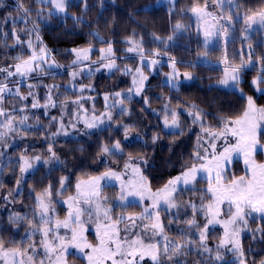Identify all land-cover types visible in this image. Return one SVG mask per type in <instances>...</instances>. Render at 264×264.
Masks as SVG:
<instances>
[{
  "label": "rangeland",
  "instance_id": "obj_1",
  "mask_svg": "<svg viewBox=\"0 0 264 264\" xmlns=\"http://www.w3.org/2000/svg\"><path fill=\"white\" fill-rule=\"evenodd\" d=\"M88 1L92 0H65V10L59 11L51 3V0H43L44 3H50V5L47 7L41 5L43 8H39L41 10V15H43L41 19L47 22L50 15L59 18H65L68 15L78 17V15L70 11V5L83 3V7L86 8L91 5ZM176 1L177 0H159L160 3L168 7H173ZM261 10H264V7ZM206 11L212 15L206 16L203 20L197 18V20L194 21V25L192 24L191 26L189 22H187L193 31V35L199 40V42L197 41L198 44L206 46V49H212V47L219 45L217 40H223L222 42H225L224 49H227L228 39L233 37L235 39L241 36L242 40L237 49V56L240 55L238 57L239 59H236V56H234V59L231 58L230 61L232 63L230 64L227 61V52H224L226 58L224 57L222 64H220V75L210 78L208 80V86L216 87L223 92L236 91L238 94L246 97L247 100L242 112L247 106L249 97L252 98L257 108H264V105L256 102L253 95H250L246 88L247 84H251L257 94H264V82L253 83L254 80L264 79V65L261 59V57H264V50L261 55L259 53L260 47L258 46L260 43L264 45V25L257 22L249 26V23L246 22L247 17L254 13L244 16V13L236 12L232 16L233 19L236 23H239L240 20H242V22L238 24L239 30L237 28V31L232 33L227 29L226 25V23H229V20L227 22L228 17H231L229 11L224 15L222 12H217L218 16L207 9ZM230 11L232 10L230 9ZM79 16L82 17V15ZM195 27L198 28L196 29ZM206 29L210 30L213 35L206 37ZM93 33V41H91V43L70 48V53L64 54L61 58H58L50 48L45 46L42 39H37L32 42L33 48L30 55L24 58V60L28 59L33 52H35L38 57L44 55L43 61L37 60L35 62L34 72L26 76L18 74L7 76L5 72L0 71V82L7 81L3 84H7L8 86V91L4 92V94L17 95L16 101H12V106H16L12 111L22 110L24 112V117H28L27 120H24V117L19 118L24 120L23 124L31 129L36 124H43L42 121L46 120V128L42 127V129L45 132L44 138L46 140V148L48 150L49 147H51L52 152L48 151L47 154L39 153L32 159L28 158L32 166L23 173L24 175L39 167H46L49 169L60 166L62 164V158L57 150V144L60 140L74 138L75 136H80L83 132L88 133L89 131H95L115 124V122H117V112L123 111L124 114H127L126 112H129L132 106V99L135 97L142 98V94L145 90L144 88L147 86L148 82L151 81L152 77L161 74L165 78V82L169 83L171 86L175 85L174 88H178V84H181V81L185 78L181 76V71L176 66L175 70L173 69L172 64L175 60L169 54H167V56L160 53L159 55H154V53L159 51L153 45H140V40L130 38L135 44H139L140 48L135 52H128L127 49L133 47V44L129 43V38L122 42L106 43L105 38H103L98 29H93ZM126 41L128 45H125ZM109 44H111L114 50V55L111 57V59L115 60L117 66L114 69H108L104 66L109 63V60H100V49H107ZM90 46L93 49L90 53V59L73 64V61L76 60V55L73 50L84 49ZM41 48L45 49L44 54L40 52ZM141 50L144 56L143 61L140 56ZM152 60H156L157 63L151 64ZM212 61L218 64L221 63V60L212 59ZM20 62L21 60L9 65L0 66V69H8L15 73V65ZM163 63H167L165 64L167 68L162 65ZM138 67L141 68L143 75L147 77L142 88L139 83L136 85L133 84L134 76H136L138 81L140 79L135 73V69ZM232 68L240 69L237 73L238 80L235 82L230 80L228 85H222L220 81L224 78L225 69L231 72ZM254 68H257L258 71L254 75L249 76L247 72ZM126 69H132V72L125 74ZM59 71H64L61 77L55 78L58 76H52L53 74L59 75ZM73 72L76 73L75 77L72 75ZM113 74L118 77H113ZM47 76L53 78H44ZM122 83H127V85L120 88ZM137 88L141 89L139 94H137ZM30 92L32 93L31 95H29ZM116 93H120V95L117 96ZM49 96L51 97L52 103L48 100ZM105 96L108 97L107 100H105ZM22 97H26V99H22ZM74 101H78V103H74ZM135 101L139 100L136 99ZM227 101L230 102L231 100L228 99ZM17 102H19L18 105H16ZM34 102L37 103V107L32 106ZM53 103L55 106H52ZM141 103L139 107H144L145 109L149 107L145 102ZM40 108H42L43 112L31 116L32 112L40 111ZM68 109V115H66ZM190 112L193 111L183 108V112L178 116V128L171 126V117L167 116L169 125L167 127L165 126V118H163L162 115L158 121L168 132L183 131L195 137L191 149L185 151L188 160L178 173L170 176L163 184L152 186L140 159L132 158L131 160L128 159L125 161L119 168L107 167L100 172L88 176H77L71 185L73 186V190H68L70 184L68 177L64 176L63 185H61L55 193L50 190L51 197L45 199V203L50 202V208L52 209L49 212L53 221L51 227H55L54 221L56 219L62 220L67 216L69 208L65 201L68 200L69 196L76 195L77 183L88 181L92 177L101 176L109 169L121 173L122 180L127 181L133 179L134 176L131 169L126 170L124 168L125 163H130L133 167H139L141 174L146 177V184L151 188L152 192H156L163 188L169 180L179 176L181 172L191 164L195 163L199 166L201 163H206L207 161L197 159V152H199L200 156H205V149H207L208 159H211L213 151L210 147L211 137L205 129L211 131L219 130V127L222 126L221 120L218 119V123L215 124L202 115L199 122H194L193 117L189 115ZM194 112H197V110ZM242 112L238 116H240ZM218 116L220 115L218 114ZM238 116H234L233 118ZM33 117H35V119H33ZM109 117H111V119H109ZM125 119L129 121L128 117ZM86 122L93 123L96 126L89 128ZM125 123L126 125L129 124L127 122ZM147 123L150 127H153L149 120ZM61 124H63V127H61ZM212 126H215V128H211ZM259 133L260 143L264 144V127L260 128ZM227 140L231 143H235V139L230 135L227 137ZM214 142L216 144L215 151L217 153L221 152L225 146V140L217 139ZM164 144H166V146L169 145V143ZM184 146V143L174 145V148L176 147L174 150L175 160H179L180 151ZM53 153L55 154L54 156ZM35 157H40V159L36 160ZM255 159L257 163H264V150H258ZM21 162L23 163L22 160ZM223 167L225 169V181H230L233 176L240 177L247 173L242 155L233 154L231 162L224 164ZM212 175L214 176L215 172H213ZM207 176V173H200L197 181L193 184L178 185L177 191L174 193V203L177 205L176 207H170L161 202L159 207L153 208L152 200L149 199L147 195H145L144 199H141L139 195L127 196L126 192V199L121 201L119 199L121 196V182L114 178H105L100 181V202L103 207L112 208L110 215L113 220L122 215L125 217L129 215L139 216L144 212L145 208L152 214L153 220L155 219L156 213H159L160 222L164 228L163 233H153L151 228L145 231L143 225L151 223L148 219L137 220V226L132 228L131 232L141 234V238L145 243H156L158 245L160 264H240L241 259L245 264H260V262L264 260V219L261 218L260 214L253 213L252 216L248 217L247 226L238 225L240 229L238 236L231 238L239 240L244 253L243 257L233 249L231 243L221 246L220 241L224 238L225 233L222 224L214 223L209 225L207 229L203 227L207 222V218H211L210 216L206 217V210L202 207V205H207L210 202V194L205 191L208 187ZM14 189H22V186H18ZM40 194H38L37 197ZM23 197V195L18 196L15 192L8 193L7 191L1 197L0 203V208L2 206L3 209L9 210L7 213L12 223H14V236L22 237L20 243L14 244L16 241L15 238H6L4 235V228L8 227V224L11 222L7 221L6 217L3 218L5 212L0 217V239H2L5 248L23 247L27 249L29 243L34 242L36 244V252L32 253L30 251L29 254L36 255L37 259H40L44 256V249L41 245L43 236L41 232L34 231L35 227L40 226V209L37 206V197L34 202L28 205L24 204ZM133 204L139 205L140 208H129V206ZM191 205L195 207L193 208ZM80 206L83 208L88 207V205L83 204L82 201ZM19 207H24V211H12ZM228 208L229 205L227 202L220 205L221 215L217 217V219H227ZM232 210L234 211L235 209L233 208ZM17 217L21 219H16ZM102 219L101 216V221ZM192 219H195L199 227L187 223V221ZM81 220L83 221V227L86 229L84 236L87 241L92 244L97 243V218L95 212L89 217L87 211H85ZM29 221L32 223L30 224ZM126 223L128 222L122 221L118 225L120 228V235L121 237L127 235L129 239H134L135 237L131 232H124ZM201 232H204L206 236L203 242H201ZM55 234L56 233H50L49 239ZM58 234L61 236H70V233L63 228L59 229ZM165 237L167 239H165ZM165 246L168 247L167 253L164 252ZM205 248L211 251H205ZM88 252H90V249H85L83 253L76 249H69V255L67 257L68 264H88L86 258V253ZM217 255H219V259H217ZM168 256H172V259H168ZM24 259L27 260V257H24ZM0 264H4V261L0 260ZM45 264H48L47 260ZM137 264H153V261L146 255L143 260H139V257H137Z\"/></svg>",
  "mask_w": 264,
  "mask_h": 264
},
{
  "label": "trees",
  "instance_id": "obj_2",
  "mask_svg": "<svg viewBox=\"0 0 264 264\" xmlns=\"http://www.w3.org/2000/svg\"><path fill=\"white\" fill-rule=\"evenodd\" d=\"M88 2L91 5L86 8L83 7V3L70 5V11L78 17L68 15L59 18L50 15L48 21L44 22L39 8H43L41 5L47 7L50 3H44L43 0H0V66L20 61L16 59L17 57L24 59L29 56L33 48L32 42L36 41L37 37L42 39L45 46L58 58H61L64 54L70 53V48L91 43L93 29H98L106 43L122 42L131 38L140 40V45H153L160 54L166 56L169 54L175 60V66L181 71V76L185 77V73H190L191 79L184 78L181 84H178V88H174L165 82L161 74L152 77L144 88L142 98L132 99L129 112H126L127 114L123 111L117 112L115 124L88 133L83 132L74 138L60 140L57 150L61 154L62 164L49 169L39 167L25 175L20 171L21 157L32 159L36 154L48 152L45 132L42 129V127L46 128V120L42 121L43 124H36L31 129L27 128L23 124L24 120L19 119L24 117V112L12 111L16 108L12 106V101H16L17 95L3 93V99L0 100V108L5 112L4 116H0V133H4L0 138V203L1 197L8 191V193L15 192L18 196L23 195L24 204H31L45 189L55 193L61 187L64 176L68 177L70 184L68 190H73L71 185L77 176H88L107 167L119 168L129 157L140 159L149 176L150 184L159 186L186 164L188 159L185 151L191 149L195 138L194 135L183 131L168 132L158 122L161 115L163 118L166 115L171 117V112L175 111L180 116L185 108L193 112L197 110L201 116L216 124L222 118L238 116L245 106L246 97L236 91L223 92L216 87L208 86L210 78L220 75V64L226 55L224 52H227V61L230 64L234 56L239 59L237 49L242 42L241 36L228 39L227 49H224L225 42H222V39V41L217 40L218 46L206 49V46L198 44L199 40L192 33L190 26L194 25L197 17L190 9L194 5L203 6L207 3V10L217 16V12H222L224 15L229 11L231 20L226 25L227 29L234 33L237 28L239 30L238 24L242 20L236 23L232 16L236 12L244 13V16L258 12L264 7V0H177L173 7H168L159 0ZM21 4L28 9L27 15L19 9ZM177 23L182 27L177 29ZM125 45H128L127 41ZM258 46L262 55L264 45L260 43ZM212 59L221 60V63H215ZM165 64L167 63L162 65L167 68ZM257 71L258 69L254 68L247 74L254 75ZM63 72L59 71V75L52 76L59 78L64 74ZM113 77L118 76L113 74ZM5 82L7 81L0 83ZM125 85L127 83H122L120 88ZM246 88L256 102L264 105V94H257L251 84H247ZM136 99L139 101H135ZM228 99L231 101L228 102ZM140 101L145 102L149 107L146 109L139 107L142 104ZM40 112H43L42 108L40 111L32 112L31 116ZM8 116L12 117L11 131L6 127ZM126 117L129 121H126ZM148 120L153 127L147 123ZM124 121L129 124L126 125ZM31 124L33 125L32 122ZM117 141L120 143V149L115 147ZM164 143L169 145L166 146ZM179 143H184L185 146L180 151L179 160H175L174 145ZM105 147L109 152L103 151ZM17 181L20 183L17 184ZM18 186H22V189L15 190L14 188ZM137 207L140 208L137 204L129 206V208ZM24 209L19 207L11 210L24 211ZM7 212L9 210L1 206L0 217L4 213L3 218L6 217L7 221H11ZM10 223L4 228V235L6 238H15L14 244H19L22 237L14 236V223L12 221Z\"/></svg>",
  "mask_w": 264,
  "mask_h": 264
},
{
  "label": "snow or ice",
  "instance_id": "obj_3",
  "mask_svg": "<svg viewBox=\"0 0 264 264\" xmlns=\"http://www.w3.org/2000/svg\"><path fill=\"white\" fill-rule=\"evenodd\" d=\"M51 3L59 11L65 10V0H51ZM25 15L28 14V9L24 8L23 4L19 5ZM207 3L202 7L194 5L190 10L197 16L198 19L203 20L206 16H211L212 14L206 11ZM229 21L231 17H228ZM247 23L249 26L251 24L259 22L264 25V10L258 13H254L247 17ZM182 25L177 23L176 28H181ZM15 35V33H13ZM213 33L206 29L205 36H211ZM39 39V37H37ZM171 39V37H169ZM17 42H19V37H17ZM129 43L133 44V47L127 49L128 52H135L140 48L139 44H135L131 39ZM29 47L31 48V42H29ZM76 55V60L73 64L79 61L89 60L90 53L93 49L90 47L73 50ZM40 52L45 53V49L41 48ZM114 55V50L109 44L107 49H100V60H109V63L104 65L108 69L116 68L115 60L111 59ZM154 55H159V52L154 53ZM141 60L143 61V51H140ZM16 59L21 60L20 63L15 65V73L9 71L8 69H0V71L5 72L7 76L21 75L26 76L31 72L35 71L34 64L37 60H44V55L37 56L35 52L26 60L17 57ZM264 60V58H262ZM156 60H152L151 64H156ZM38 66V65H36ZM175 70V62L172 64ZM118 70V69H117ZM240 71L239 68H232L231 72L225 69L224 78L220 81L222 85H228L229 81H237V73ZM132 72V69H126L125 74ZM135 73L140 77L139 81L136 76L133 77V84L143 86L147 77L143 75L141 68H136ZM75 77L76 73H72ZM185 78L191 79L190 73H185ZM171 79V77H170ZM264 82V79L254 80L253 83ZM31 87V86H29ZM54 87V86H53ZM175 87V85H173ZM140 88H137V94L140 92ZM8 91L7 84L0 83V100L3 99L2 94ZM131 91V90H130ZM32 93L30 92L29 95ZM117 96L120 93H116ZM26 99V97H22ZM108 97L105 96V100ZM50 103L51 97H48ZM78 103V101H74ZM33 107H37V103L34 102ZM52 106H55L54 103ZM195 107V106H193ZM167 110V109H166ZM5 112L3 108H0V116H4ZM189 115L193 117L194 122H199L201 120L200 112H190ZM28 117H24L27 120ZM95 119V118H94ZM111 119V117H109ZM23 123V121H21ZM87 123V122H86ZM221 127L217 131H211L205 129L208 135L211 137L210 147L212 148L211 159H208L207 149H205V156H200L199 152L196 153V157L199 160L207 161L206 163H201L197 166L195 163L186 167L181 174L172 180H169L163 188L152 192L151 188L146 184V177H144L139 167H133L130 163H125L124 168L131 169L134 178L127 181L122 180V174L109 169L101 176L92 177L88 181H81L76 185V195L69 196L65 203L68 204L69 211L64 219H56L54 221L55 227H51L53 221L49 215L52 210L50 208V202L45 203V199L51 197L50 189H45L37 197V206L40 209L39 213V223L40 226L35 227L34 231H39L42 233L43 239L41 240V245L44 249L43 258L37 259L36 255L29 254L36 252V244L29 243L28 248L15 247V248H5L3 241L0 240V260L4 261V264H45L47 260L48 264H68L69 249H76L83 253L85 249H90V252L86 253V258L88 264H137V257L139 260H143L147 255L153 261V264H160L159 259V247L156 243H145L141 238V234L131 232L132 228L136 227L137 220L148 219L151 221L150 224H144L143 229L147 231L149 228L153 233H163L164 228L160 222L159 213L155 215V219H152V214L147 208L139 216L129 215L120 216L113 220L110 213L112 208L103 207L101 204V191H100V181L105 178H114L121 182V196L119 199L121 201L126 199L125 192L127 196H137L139 195L141 199H144L145 195L152 200L153 208L159 207L160 203L169 205L170 207H176L174 203V193L177 191V186L180 184L189 185L197 181L200 173H207L208 187L205 189L207 193L210 194V202L207 205H202L206 210L207 222L204 224V228L207 229L209 225L214 223L222 224L225 230L224 238L220 241L221 246L231 243L233 249L243 257L242 246L237 239H231L239 234L238 225L247 226L248 217L252 216L253 213L260 214L261 218L264 219V163H257L255 156L258 150H264V144L260 143L259 130L264 127V108H257L251 97L248 98L247 106L242 112V114L236 118H222ZM89 128L95 127L93 123H87ZM165 126L168 125V117L165 116ZM171 126L179 127L178 114L173 111L171 113ZM6 127L9 131L13 130L12 117H7ZM63 127V124H61ZM4 133H0V138H2ZM235 139V143H231L227 140L228 136ZM156 139L155 137L153 138ZM217 139H224L225 146L223 150L219 153L215 151L216 144L214 141ZM199 143V141H198ZM115 147L120 149L119 141L116 142ZM52 152L51 147L48 149ZM104 152H109V149L105 147ZM233 154L242 155L244 158V164L247 169V173L244 176L235 177L233 176L230 181H225V169L224 164L231 162ZM55 154L53 153V156ZM39 160L40 157H35ZM131 160L132 157H129ZM21 160L23 163L20 166L21 173L26 172L32 165L27 157L22 156ZM213 172L215 175L213 176ZM20 181H17L19 184ZM63 185V180H61ZM106 199V198H104ZM81 201L83 204L88 205L87 208L81 207ZM227 202L228 208V218L224 220L217 219L221 215L220 205ZM193 208L194 205H191ZM235 209L234 211L232 209ZM87 211L89 217L95 212L97 222H96V240L97 243H89L84 236L86 229L83 227V221L81 220L82 215ZM102 216V221H101ZM16 219H21L17 217ZM122 221H127L124 228L125 233H130L135 237L134 239H129L128 236L121 237L120 228L118 225ZM31 224L32 222L29 221ZM189 225L197 226L195 219L187 221ZM66 229L70 236H61L58 234L59 229ZM50 233H56L51 239H49ZM165 239H167L165 237ZM206 239L205 233L201 232V242ZM205 251H211L205 248ZM164 252H168V247L165 246ZM27 257V260L24 259ZM217 255V259H219ZM168 259H172V256H168ZM240 264H245L241 259ZM264 264V260L260 262Z\"/></svg>",
  "mask_w": 264,
  "mask_h": 264
}]
</instances>
